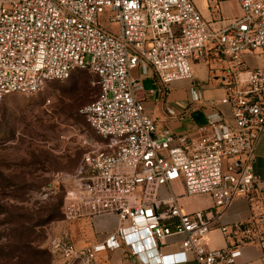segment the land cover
I'll use <instances>...</instances> for the list:
<instances>
[{
  "label": "built area",
  "instance_id": "built-area-1",
  "mask_svg": "<svg viewBox=\"0 0 264 264\" xmlns=\"http://www.w3.org/2000/svg\"><path fill=\"white\" fill-rule=\"evenodd\" d=\"M237 2L241 15L215 28L195 0H0V114L6 96L37 94L76 70L95 74L99 85L82 110L95 137H81L78 165L57 176L61 214L65 223L114 214L118 225L83 248L53 236V264H113L108 255L116 250L134 264H175L189 255L196 264H237L246 244L264 258L263 185L253 173L264 134V66L243 63L247 53L264 54V0ZM104 13L117 30L101 25ZM207 52L223 65L217 103L230 108L231 122L217 114L193 136L158 131L131 70L149 65L164 86L191 81L192 61ZM175 181L186 196L209 195L217 215L237 197L249 200L251 214L221 226L226 245L208 249L214 220L202 210L182 211ZM173 235H181L179 250L163 253Z\"/></svg>",
  "mask_w": 264,
  "mask_h": 264
},
{
  "label": "rangeland",
  "instance_id": "rangeland-1",
  "mask_svg": "<svg viewBox=\"0 0 264 264\" xmlns=\"http://www.w3.org/2000/svg\"><path fill=\"white\" fill-rule=\"evenodd\" d=\"M100 23L117 30L106 13ZM99 90L97 77L76 70L64 81H51L37 94L13 93L4 99L0 114V264H53L50 238L66 223L61 205L64 186L60 174L78 165L83 135L95 134L83 108ZM113 264H134L126 261Z\"/></svg>",
  "mask_w": 264,
  "mask_h": 264
},
{
  "label": "crops",
  "instance_id": "crops-1",
  "mask_svg": "<svg viewBox=\"0 0 264 264\" xmlns=\"http://www.w3.org/2000/svg\"><path fill=\"white\" fill-rule=\"evenodd\" d=\"M195 5L202 17L215 28H220L241 15L237 0H195ZM243 63L249 70L263 67L264 54L247 53L243 56ZM192 74L191 81H175L164 86L149 65L131 70V75L141 80L145 94L144 109L154 118L158 131L169 132L175 136H193L198 128L206 124L208 117L217 114H221L226 121L231 122L230 108L217 103L223 96L221 84L224 74L223 65L214 60L212 52H207L204 58L192 61ZM192 86L200 97L199 101H194ZM173 144L177 145L178 142ZM253 173L263 185L264 196V134L260 136L255 149ZM172 188L179 195L178 203L182 211L202 210L209 219L214 220L212 228L205 237V247L208 249L226 245L227 238L222 233L221 226L244 221L251 214L250 202L246 197L235 198L217 215L209 195L186 196L183 194L180 181L173 182ZM159 193L165 196L167 189L162 186L159 188ZM117 225L118 220L114 214L98 216L93 220L83 218L67 222L60 235H66L76 247L83 248L104 240ZM180 242L181 235L170 236L160 246V250L163 253L178 251ZM113 260L115 263L121 261L120 251H114ZM175 264H196V262L189 255L186 262ZM237 264H264L261 250L255 244L243 245Z\"/></svg>",
  "mask_w": 264,
  "mask_h": 264
},
{
  "label": "trees",
  "instance_id": "trees-1",
  "mask_svg": "<svg viewBox=\"0 0 264 264\" xmlns=\"http://www.w3.org/2000/svg\"><path fill=\"white\" fill-rule=\"evenodd\" d=\"M98 92H99V90H98Z\"/></svg>",
  "mask_w": 264,
  "mask_h": 264
}]
</instances>
